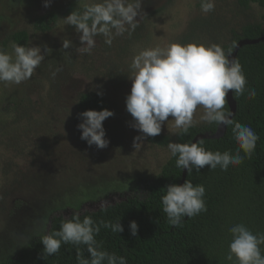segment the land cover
Returning a JSON list of instances; mask_svg holds the SVG:
<instances>
[{
  "label": "rangeland",
  "instance_id": "rangeland-1",
  "mask_svg": "<svg viewBox=\"0 0 264 264\" xmlns=\"http://www.w3.org/2000/svg\"><path fill=\"white\" fill-rule=\"evenodd\" d=\"M91 2L101 0H50L48 7L45 0H0V49L11 52V35L19 31L29 35L25 46L52 49L30 79L0 82V264L47 234L54 214L69 216L144 196L142 180L157 175L170 158L167 146L148 137L134 146L142 134L131 126L126 96L135 54L172 43L223 46L245 25L264 24L258 4L243 9L236 0H214V11L204 14L201 0H141L139 26L131 36H116L111 46L97 36L91 55H81L79 34L63 18ZM49 12L58 14L57 25L37 30L35 19ZM63 39L72 47L63 49ZM89 92L102 93V110L114 113L103 121L109 141L104 149L89 146L78 128L79 98ZM203 111L198 106L194 119ZM172 119L160 134L175 136L179 130Z\"/></svg>",
  "mask_w": 264,
  "mask_h": 264
},
{
  "label": "clouds",
  "instance_id": "clouds-1",
  "mask_svg": "<svg viewBox=\"0 0 264 264\" xmlns=\"http://www.w3.org/2000/svg\"><path fill=\"white\" fill-rule=\"evenodd\" d=\"M49 4L50 0H45L44 6ZM140 9L141 0H101L85 3L82 11L73 10L63 20L79 34L81 46L77 52L91 55L97 36H103L109 46L116 36H123L126 32L131 36L139 26L140 20L136 17ZM214 9V0H201L204 14ZM72 44L69 39L62 40L63 49L71 48ZM11 49V52L0 49V82L20 84L30 79L45 57L52 53L47 46L42 51L41 46H24L15 42L11 43ZM231 55V47L226 53L218 44L206 46L197 42L185 45L172 43L164 48L156 46L135 54L130 64L131 91L126 96V110L133 118L131 126L142 134L134 138V146L149 136L159 135L162 125L171 116L180 134H187L190 128L201 122L231 126L238 144L235 154H232L229 151H208L203 147V141L169 142L167 148L171 157H177V168L186 169L188 173L195 169L199 173L207 165L210 170L219 167L227 171L230 165H240L245 157L250 159L259 137L250 126L237 122L225 105L229 90L236 96L247 93L248 99L255 98L256 90L246 87L242 65L238 60L230 59ZM58 71L60 69L52 72L53 77ZM198 106L203 108V115L194 119ZM113 115L108 109L82 112V122L78 125L81 139L89 146L106 148L109 141L105 138L103 121ZM205 192L203 184L194 186L190 180L183 184H169L166 194L161 197L168 223L182 227L185 217L191 219L206 212ZM101 210L106 211L104 204H101ZM101 228L111 229L116 234L124 231L120 219L116 223L96 222L91 216L81 220L80 215L74 213L71 219L62 222L58 231L40 237L44 246L43 257L55 255L62 244L70 243L87 246L90 258H85L77 247V264H127L124 256L100 250L95 237ZM129 228L131 235L137 236L138 224L135 221L130 222ZM229 232L232 240L226 260L233 261L235 257L234 264H264L260 248L264 245V233L254 234L243 223L233 225ZM23 245L27 246L28 241Z\"/></svg>",
  "mask_w": 264,
  "mask_h": 264
},
{
  "label": "trees",
  "instance_id": "trees-1",
  "mask_svg": "<svg viewBox=\"0 0 264 264\" xmlns=\"http://www.w3.org/2000/svg\"><path fill=\"white\" fill-rule=\"evenodd\" d=\"M236 3L243 9H249L252 4L264 7V0H236ZM58 20L56 12H49L37 17L34 26L39 31L47 32L57 25ZM261 37H264V24L250 23L240 33L232 32L230 42L222 48L227 53L231 47L233 52L238 41ZM28 39L26 31L11 35L12 41L24 46ZM236 60L242 65L246 87L256 90L253 99H248L247 93L243 96L232 93L236 102L234 119L242 125L250 126L259 137L251 158L245 157L238 166L230 165L227 171L219 167L210 170L206 165L199 173L195 169L191 173L187 172L185 180H190L194 186L204 185L207 211L191 219L185 217L182 227L171 226L162 210L161 197L166 194V187L182 182L183 169L176 167L177 157L171 156L157 175L142 180L144 196H128L106 205V211L100 207L78 212L81 220L85 216H91L96 222L103 220L116 223L120 219L124 228L122 233L116 234L111 229L101 228L95 237L101 246L100 250L124 256L127 264H234L235 257L233 261L226 260L232 240L229 228L243 223L254 234L264 233V41L243 46ZM103 101V96L95 92L84 93L79 98L78 112L100 111ZM225 107L230 111L228 101ZM218 126L205 123L190 128L187 134L178 131L174 137L159 134L148 138L152 143L164 147L169 142L192 143L198 134L215 133ZM201 141L203 147L212 152L229 151L235 154L238 148L231 126L227 127L222 138ZM240 154L244 155L242 151ZM73 214L52 215L47 234L58 231L62 222L71 219ZM131 221L138 224L137 236L131 235ZM40 237L35 236L25 249L1 264H77V247L85 258H90L87 246L70 243L62 244L58 253L44 258ZM260 248L264 254V245H260Z\"/></svg>",
  "mask_w": 264,
  "mask_h": 264
},
{
  "label": "water",
  "instance_id": "water-1",
  "mask_svg": "<svg viewBox=\"0 0 264 264\" xmlns=\"http://www.w3.org/2000/svg\"><path fill=\"white\" fill-rule=\"evenodd\" d=\"M264 41V37H261V38H258V39H242L240 41H238V43L236 44L233 52H232V55L230 57V59H236V56H237V53L238 51L245 45H253V44H258L260 42ZM227 101H228V105H229V108H230V111L233 113V116H235L236 114V102L233 100L232 98V91L229 90L227 96ZM234 118V117H233ZM226 129L227 127L221 125V126H218L217 130L215 133H204V134H198L194 140L192 142H199L201 140H204V139H220L224 136L225 132H226ZM187 170L186 169H183V176H182V182L181 184L184 183L185 179H186V175H187Z\"/></svg>",
  "mask_w": 264,
  "mask_h": 264
}]
</instances>
